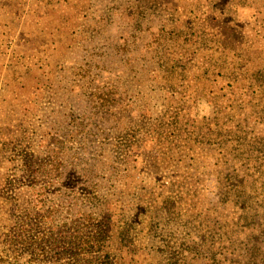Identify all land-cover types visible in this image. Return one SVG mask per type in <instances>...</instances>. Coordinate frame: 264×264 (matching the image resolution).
Masks as SVG:
<instances>
[{"label": "rangeland", "instance_id": "1", "mask_svg": "<svg viewBox=\"0 0 264 264\" xmlns=\"http://www.w3.org/2000/svg\"><path fill=\"white\" fill-rule=\"evenodd\" d=\"M0 63V264H264V0H0Z\"/></svg>", "mask_w": 264, "mask_h": 264}, {"label": "trees", "instance_id": "2", "mask_svg": "<svg viewBox=\"0 0 264 264\" xmlns=\"http://www.w3.org/2000/svg\"><path fill=\"white\" fill-rule=\"evenodd\" d=\"M87 6H88V4H87ZM87 6H85V5H81V9L82 10H84V8L85 7H87ZM80 12L81 11H79V14H80ZM96 13V12H95ZM85 14H83V16H84ZM101 17V15H100V13L97 11V14H95V16H94V19L95 18H100ZM81 27H83V25L81 24ZM172 32L173 31H175V34H176V39H178V38H180V36L182 35L181 33V30L179 29V28H176L175 30H171ZM164 32V34H162V35H158L159 36V38L161 39V40H164V41H168L169 40V38L166 36V35H169V32L166 30V32L165 31H163ZM2 54H4V51L2 50ZM15 63H13V64H11V66H9V67H7V66H4V63H0V70H4V69H6V68H12V66L14 65ZM10 70V69H9ZM108 97L109 96V91L108 90H104V91H102V92H99V91H94L93 92V96H92V99L97 103V105L99 106V107H101L103 104H104V99H103V97ZM116 104H117V102H116ZM85 138L87 137V136H84ZM10 139H11V141H12V144L13 145H15V139H16V133H15V131L13 130V129H10ZM80 139H83L82 137H80ZM61 149H62V143L60 142L59 144H56L55 146H53V148L52 149H50V150H48V151H51L52 152V155L54 156V158H55V167H54V169H58V167H56V164L57 163H59L60 161H61V157H60V154H61ZM50 152V153H51ZM183 245V244H182ZM172 257H174V256H172ZM105 262V261H104ZM104 264H111L110 262H109V260H107V262H105Z\"/></svg>", "mask_w": 264, "mask_h": 264}, {"label": "clouds", "instance_id": "3", "mask_svg": "<svg viewBox=\"0 0 264 264\" xmlns=\"http://www.w3.org/2000/svg\"><path fill=\"white\" fill-rule=\"evenodd\" d=\"M211 114V106L210 105H203V109L201 115H210Z\"/></svg>", "mask_w": 264, "mask_h": 264}]
</instances>
